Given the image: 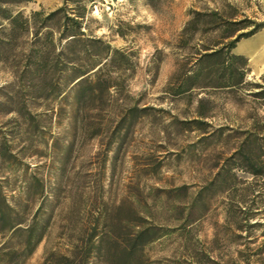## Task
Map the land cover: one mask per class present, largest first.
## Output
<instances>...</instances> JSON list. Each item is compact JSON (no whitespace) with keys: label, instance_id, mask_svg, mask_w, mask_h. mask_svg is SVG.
I'll return each mask as SVG.
<instances>
[{"label":"rangeland","instance_id":"obj_1","mask_svg":"<svg viewBox=\"0 0 264 264\" xmlns=\"http://www.w3.org/2000/svg\"><path fill=\"white\" fill-rule=\"evenodd\" d=\"M62 2L10 8L25 23ZM222 2L237 18L264 21V0H161L157 9L145 0L89 3L85 33L129 54L104 67L102 77L119 80L89 105L70 93L71 75L30 74L29 53L42 48L46 28L35 34L31 23L0 20V192L10 223L22 229L13 245L32 224L42 233L24 264H264V230L245 239L225 220L231 206L264 222V177L248 171L240 150L264 160V99L249 96L251 86H220L228 75L217 78V60L193 87L187 80L188 90L173 92L199 49L178 47L182 28L192 11ZM217 35L198 33L192 44ZM263 35L264 28L240 41ZM235 47L247 59L244 81L263 83L264 56L253 61ZM256 115L257 150L248 133Z\"/></svg>","mask_w":264,"mask_h":264},{"label":"trees","instance_id":"obj_2","mask_svg":"<svg viewBox=\"0 0 264 264\" xmlns=\"http://www.w3.org/2000/svg\"><path fill=\"white\" fill-rule=\"evenodd\" d=\"M29 0H0V20L10 28L23 24L20 21L19 13H12L10 6L18 5ZM94 0H63L62 5L56 9L44 13L43 11H34L31 13L29 20L25 23L35 26L34 33L37 34L41 28H46L43 36V46L40 50L30 51L29 58L36 63L35 67H31L30 74H35L39 70L44 71V75L52 76L59 73L61 75H71L72 81L76 82L69 89L75 97L81 99L85 105L95 102L98 95L109 90L110 87L116 86L119 75L114 77L113 73L108 72L102 77L101 73L107 65L111 63H120L127 60L129 54L121 49L112 47L107 41L96 37L89 36L85 33L84 20L89 12L87 5ZM147 4L154 8H158L161 0H145ZM234 7L229 3H221L220 8L208 11H192V17L186 22L179 34L178 47L189 48L199 46L197 49V57L193 64V69L188 73L185 72L184 77L177 87L174 88V94H179L188 90L184 88L185 81H189V88L196 84V78L201 75L210 74L209 62L217 60L218 75L227 73V82L223 87H243V85L255 88L248 94L255 100L264 99V82H245L246 62L247 59L232 52V49L243 38H248L264 28V21H257L247 17L237 18L236 13H230ZM24 23V24H25ZM3 23L1 22L0 25ZM202 32H217V39L211 43L207 41L195 40V35ZM241 42V41H240ZM236 48V47H235ZM240 61L241 65L236 66V62ZM115 75L119 71H114ZM124 81L122 80V85ZM51 82L47 84L49 90H53ZM260 120L257 115L252 118V131H248L252 136L251 144L256 149L259 144ZM264 138V135L261 138ZM248 140V138H246ZM241 155L247 161L248 171L254 177H264V160L261 156L251 157L249 150L242 145ZM257 150V149H256ZM234 213V209L228 206L225 210V220L233 218L234 228L239 232H245V235L239 234L240 237L246 239L250 237L251 231L256 229L264 230V222H250L252 216L249 214L248 208H238ZM10 207L6 202L5 195L0 192V226L3 234L0 239V264H24L29 255L32 253L35 245L41 240L42 233H36L35 225L32 224L25 228V239L18 245H13L11 240L17 231L21 228H14L10 223ZM14 228V229H13ZM264 233V231H263ZM251 243L247 240L245 246ZM244 250H238L243 253ZM245 264H255L250 259H242Z\"/></svg>","mask_w":264,"mask_h":264},{"label":"crops","instance_id":"obj_3","mask_svg":"<svg viewBox=\"0 0 264 264\" xmlns=\"http://www.w3.org/2000/svg\"><path fill=\"white\" fill-rule=\"evenodd\" d=\"M243 43H250V49L248 51L241 50V44H243ZM263 44H264V35L263 36L256 37V38H254L252 40H246L244 42H241V43L238 44L237 48H235V49H236L237 52L244 53L251 60L256 61V58L258 56H262V58L264 56V52L258 53V51H259L258 49L260 47H262Z\"/></svg>","mask_w":264,"mask_h":264}]
</instances>
